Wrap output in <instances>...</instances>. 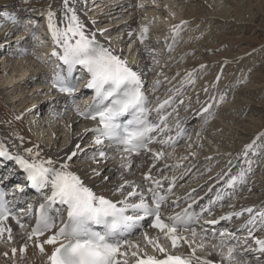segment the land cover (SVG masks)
Here are the masks:
<instances>
[{"label": "bare ground", "instance_id": "obj_1", "mask_svg": "<svg viewBox=\"0 0 264 264\" xmlns=\"http://www.w3.org/2000/svg\"><path fill=\"white\" fill-rule=\"evenodd\" d=\"M84 1L70 0L69 7L75 8L76 14L84 22L88 31L97 33L96 38L100 43L117 50V52L122 50L123 55L130 61V65L134 69L145 71V83L148 82L145 88L148 90L153 103H156V97L164 99L171 95L175 89H180L182 92V95L177 96L176 102L167 109L168 112H171L169 127L175 126L179 121L182 127L189 130L188 137L190 138L182 139L175 148L174 155L167 160L168 164L180 162L182 167L175 170H164L165 175L174 174L177 176V184L171 197L172 200L177 197L181 198L179 209L191 202L192 199L187 201L183 199L188 193L192 194L193 199H199L198 204L205 206L207 202L209 204L210 200H215L219 192L224 198L212 205V213L216 218L229 211H240L242 208L253 207V214L264 210V160L258 161L259 159L256 158L258 151L264 148V138L260 135L261 132L256 130L257 128L254 129L257 120L253 121L255 126L252 127L250 124L255 117L253 113V118H251L253 110L252 107L247 106L249 103L241 105L243 107L242 111L235 109V113L240 114L239 119H233L232 115L234 113L231 112L233 108L231 105H239L236 96L240 91L237 94L234 92L235 83H239V80H244L247 76L240 68L242 65L248 64L247 60L250 53H244L237 56V58H233V53L229 56L225 52H220L218 55L222 58L221 60L217 59L215 55L204 57L206 49L217 50L219 48L214 43L216 38L222 39L227 33L228 35L234 34V29L224 34L223 28L226 25L232 24L233 27L234 25L236 27L239 22L249 21L254 23L259 15L264 17V0H169L170 3L177 6L178 1H181L185 8H183V11H179L180 14H176L177 20L171 19L173 23L163 25L162 29L155 31L153 34L158 35V32L162 31V34L168 36L164 40L166 41L164 44L167 45L165 51L158 48V43L161 42V38L158 40L160 36L151 38L149 30L145 42L141 44L138 32V28H141L142 25L149 27L152 24L155 26L157 17L162 16L164 13L170 14L166 10L163 13L158 12L157 8H160L159 5L162 0H156L155 4H153V0H91V6L89 7L87 2L85 8L90 11L89 13L82 11ZM139 3H143L145 7H137ZM49 6L56 11L57 21L63 20V0H27V2L26 0H0V27L5 25L0 30V54L3 55L0 59V80H3L0 83V140H5L11 151H19L22 154L25 148L38 145L42 157H52L53 159L63 158L79 144L81 149H85V151L79 153L71 162L72 169L81 175L89 185H97V191L110 195L112 185L121 183V173L125 172L119 166V153L115 151L114 147H106L109 142H105L103 148L108 152L110 158L100 164L91 161L89 157L98 149V145L92 143L93 134L88 133L85 135L84 130L92 128L94 125L78 116L74 111V106L68 108H63L65 106L56 107L64 98L58 99L48 95L46 90L42 89L46 86L44 81L30 86L32 82L39 78L37 62L40 61L39 59H47L49 51L54 46L52 45L51 35H49L43 38L39 51H34L32 40L24 37L27 34L23 32L30 31L33 21L38 22L41 29H47L45 17ZM150 8H153L152 12L150 11L152 16L143 17L141 20L142 16L150 14V12L147 13ZM166 8L168 9V7ZM247 9L249 10L247 11ZM153 11L157 13L156 16H153ZM5 13L15 15L20 23L13 24L5 17ZM119 13L124 14V16L117 18L113 23L112 18H116ZM245 13L249 14L248 20L242 19ZM93 20L95 24L92 23ZM141 21L143 22L141 23ZM181 21L187 23L181 27L179 36L174 38L173 28ZM157 22H160V20H157ZM63 23L66 24L67 21L64 20ZM25 24H27V30L24 28ZM100 29L106 31L101 35L98 31ZM14 30H17L16 34L11 37L10 42H6L4 38ZM209 31L210 33H208ZM130 32L132 33L131 36L129 35ZM184 34L186 35L184 36ZM22 37L23 39H21ZM231 37H229L230 44L233 42L237 44V40L240 38L232 39ZM18 40L19 43H17ZM16 44L21 46L20 49L15 48ZM170 44L173 45L171 52L168 51ZM127 45L132 47L129 52L127 49L128 53L126 52ZM24 49H27V51L25 52ZM146 49H155V60L158 63H153V56ZM234 62L236 63L234 64ZM211 63L213 64L210 68L214 72L212 71L206 76L207 71L210 69L208 64ZM201 64L206 65V67L197 71L193 77L194 82L189 83L186 79L187 73L193 69H199ZM149 67H151V71H148ZM229 68H231V72L228 73H231L229 80L224 78L221 82V79L217 81V76L221 78L224 70L226 69V73ZM160 73L163 74L158 75ZM202 78L203 80H201ZM156 79H160L162 83L157 91L151 92L153 82ZM202 83H205V85L203 86ZM230 95L231 98H227ZM7 96H14V99L9 103ZM79 98H85V101H87L88 95ZM231 99H233V102H231ZM180 100H183V104L179 103ZM208 104L212 105L209 113H202L200 110ZM246 107H248L250 113L244 118L242 114ZM173 109H176V111H173ZM16 116L22 118L17 120L15 119ZM206 119L207 123H205ZM248 120H250V123H248ZM9 121L10 123H8ZM244 128H247L249 131L247 134L252 136L245 145H242L241 153L236 158L229 160L231 153L236 148L230 143L236 141L234 133L236 130L240 132ZM197 132L200 133L199 140L197 139ZM14 133H18L19 136L23 137V143L16 138ZM240 133L238 134L240 135ZM239 138L243 140L241 136ZM88 139L90 140L89 143L87 142ZM254 140L256 141L254 148L248 151L253 152V155H244L245 146ZM13 143L18 147L11 148ZM151 147L159 149L160 145L156 144ZM167 150L171 151V149ZM225 151L227 152L224 154ZM190 152H195L196 155L194 157L190 156ZM184 156H188V159L183 160L182 157ZM207 157H211V159H206ZM141 163L144 166L137 168L136 165ZM150 163V156L142 154L139 157H133L132 171L125 172L124 178L141 183L142 173L148 170ZM164 163L165 161L157 162V168L163 169ZM223 166L225 167L223 168ZM237 166L241 167L240 171L233 170ZM96 168L101 169L103 175L110 177V182L107 185H101L99 179L91 178L92 169ZM189 168L191 170L186 175H182ZM250 169H253L255 173L250 175ZM241 171L245 174L246 182L227 187V180L230 176L237 175ZM0 174H3L9 180L25 183L23 171L14 161L0 158ZM154 174H156L155 170ZM26 185L33 197H40L35 190L28 186L27 181ZM193 189H195V192L192 191ZM115 198L119 199L120 197L117 195ZM173 205L170 202L169 208L164 212L165 216L176 212L172 210ZM210 218L212 217L204 216V219ZM248 219L249 214L244 213L239 218L234 217L232 221H222V224L227 225L222 229L236 232L237 235L242 237L246 236L247 232L242 230V226ZM6 223L10 224L13 229L14 240L11 242L0 241V264H47V255L51 253L52 246L45 245V252L41 253L32 241L27 240V232L30 231L31 223L24 221L29 226L27 230H21L14 220L10 219ZM146 223L147 220L143 221V227L136 230L126 240L139 243L144 248L143 233L147 231L149 236L159 235L161 237L160 243L167 247L170 253L189 254L190 249L187 244H181L178 249H173L170 241L164 239L157 230L145 225ZM202 224L196 227L198 231ZM205 227L208 226L205 225ZM256 234L264 235V232L258 231ZM196 239L199 240L200 237L197 236ZM24 243L28 244L27 250L23 253L17 251L16 255L13 256L10 249L13 247L19 249ZM146 250L149 255L162 256L151 246H148ZM5 252H8L7 257L3 255ZM197 255L207 256L209 259L219 261V257L214 250L211 251V254L207 249L198 250ZM131 262L132 258L129 257V264ZM193 264H195V261H193ZM252 264H257V262L253 259Z\"/></svg>", "mask_w": 264, "mask_h": 264}, {"label": "snow or ice", "instance_id": "obj_2", "mask_svg": "<svg viewBox=\"0 0 264 264\" xmlns=\"http://www.w3.org/2000/svg\"><path fill=\"white\" fill-rule=\"evenodd\" d=\"M69 2L70 0H63L64 13L60 22L57 21V13L51 6L46 11L47 28L54 44L50 55L60 62L53 73L52 86L60 93L72 97L76 92L77 83L83 79V76L74 75L76 70H81L88 77L85 87L92 90V101L83 108L76 105L75 111L78 116L97 122L94 127L84 130L85 135L93 134L94 145L101 146L89 159L97 164L107 161L110 157L103 145L108 141L109 147H114L119 153V166L125 172L132 171L133 157L144 154L150 156L151 163L148 170L142 173L141 183L125 179V172H122V182L113 184L110 195H105L96 190L97 185H89L72 169L71 162L79 153L85 151L79 144L63 158L53 159L42 157L38 145L25 148L22 154L19 151H11L5 140H0V158L14 161L26 173L28 186L45 199L39 206L35 224L27 232V240L32 241L41 253L45 252V245L52 246L51 253L47 255V264H129V257L132 258V264H193V261L195 264H252L253 259L257 264H264V235L256 234L258 231L264 232V210L253 214V207H248L240 211H229L216 218L212 213V205L224 198L219 192L215 200H210L209 205L201 207L199 212L192 210L196 200L188 193L183 199H192V203L179 212L164 215L177 184V176L165 175L164 170L182 167L180 162L168 164L167 160L174 155L178 141L188 137L187 129L182 127L179 121L176 123V135H168L172 129L168 125L171 113L167 109L176 102L177 96L182 95V92L175 89L164 99L156 97L155 108H150L152 101L145 88V71L134 69L122 50L117 52L100 43L96 38L97 33L86 29L75 8L69 7ZM155 3L156 0H153V4ZM137 7L143 8L145 5L139 3ZM5 17L13 24L20 23L13 14L5 13ZM64 20L67 21L66 24L63 23ZM32 23L35 26L36 21ZM92 23L95 24V21ZM186 23L181 21L174 26V38L179 36L181 27ZM24 28L27 30V24ZM98 31L102 35L106 30ZM148 32V26L142 25L139 32L141 44L145 42ZM172 48L173 45L170 44L168 51L171 52ZM146 51L153 56V63H158L155 60V49ZM205 67L206 65L201 64L199 69L188 72V82H194V74ZM151 70L149 67L148 71ZM216 79L219 81L220 77L217 76ZM161 83L160 79H156L151 92L157 91ZM179 103L183 104V100ZM211 107L212 105L208 104L200 111L209 113ZM153 111L158 118L157 123L150 119ZM21 118L15 117L17 120ZM14 135L23 143L22 136L18 133ZM196 135L199 140L200 133L197 132ZM260 135L264 136V133ZM255 143L254 140L245 146L244 155L254 148ZM153 144H159L160 148L151 147ZM17 147L14 143L11 145V148ZM189 155L194 157L196 153L190 152ZM182 159L187 160L188 156ZM159 161H165L163 169L157 168ZM143 166V163L136 165L137 168ZM190 170L186 169L182 175H186ZM91 178L99 179L101 185L110 182V177L103 175L99 168L92 169ZM244 182L245 174L241 171L230 176L226 186L232 187ZM16 190L23 193L26 188L17 185ZM192 191L195 192V189ZM46 192L50 194L46 195ZM117 195L119 199L115 198ZM180 199L177 197L171 203L179 206ZM50 210H65L67 219L61 217V222L57 225L55 218L49 215ZM20 211L23 213L22 209ZM244 213L249 214V219L242 226V230L247 232L246 236L242 237L227 230L216 231L214 226L221 221H232L234 217L239 218ZM24 215L31 216V206L29 212ZM24 215H18L9 207L6 193L0 190V241L14 240L13 229L6 223L10 219L14 220L21 230L28 229L29 226L24 223ZM205 215L212 218L204 219ZM146 219H150L149 227L158 230L164 239L170 241L173 249L187 244L189 254L170 253L168 248L160 243L159 235L152 237L147 231L143 233L144 248L139 243L121 238L122 234H130L142 227V222ZM201 220L203 224L198 231L193 225L200 224ZM197 236L200 237L199 240L196 239ZM148 246L162 256L149 255L146 250ZM27 248L28 244L24 243L19 249L13 247L10 251L15 256L17 251L23 253ZM206 249L209 254L214 250L219 261L197 255L198 250ZM3 255L7 257L8 252Z\"/></svg>", "mask_w": 264, "mask_h": 264}, {"label": "rangeland", "instance_id": "obj_3", "mask_svg": "<svg viewBox=\"0 0 264 264\" xmlns=\"http://www.w3.org/2000/svg\"><path fill=\"white\" fill-rule=\"evenodd\" d=\"M182 2L181 1H178V6L177 5H174V4H172V3H170V1L168 0V1H166V0H162L161 2H160V5H159V7L160 8H157L158 9V12H164L165 10H166V12H168V13H170V14H166V13H164L162 16H159V17H157L156 18V22H155V26H153L152 24H150L151 26H149L148 28H149V30H151L150 31V36H151V38H155L154 36H156V37H158V35H159V32H158V35H153L154 34V32L155 31H159L160 29L159 28H161L162 27V25H165V24H170L169 23V20H177V16H176V14H180L179 13V11H183V8H185V6L183 5V4H181ZM177 6V7H176ZM150 7H154V6H150ZM166 7H168V9L166 8ZM149 8V7H148ZM147 8V9H148ZM164 8V9H163ZM178 8V9H177ZM153 8H150L149 9V11L147 12V13H149L151 10H152ZM249 9H247V11H248ZM170 11V12H169ZM152 12V11H151ZM151 12H150V14L148 15V14H146V12H145V14H146V16H142L141 17V20L143 19V17H151L152 16V14H151ZM89 13V12H88ZM139 13L141 14V12L139 11ZM153 13H154V11H153ZM172 13H173V16H171L172 15ZM183 13V12H182ZM88 15V14H87ZM157 15V13H154L153 14V16H156ZM175 15V16H174ZM249 14L248 13H245L244 14V16H242V19H244V20H248V18L247 17H249L248 16ZM124 16V14H120L119 13V15L118 16H116V18H112V20H113V23L115 22V20L117 19V18H122ZM233 16V15H232ZM246 16V17H245ZM168 17L170 18V19H168ZM260 17V18H259ZM168 19V20H167ZM157 20H160V22H157ZM171 20V23H173V21ZM162 21V22H161ZM143 21H141V23H142ZM158 24H159V26H158ZM149 25V24H148ZM1 27H4V25H2ZM1 27H0V30H2L1 29ZM163 28V27H162ZM161 28V29H162ZM17 29V28H16ZM234 29V34L233 35H228V33L227 32H229V30H233ZM223 30H224V34L225 33H227L226 35H225V37H223L222 39L220 38V39H215V41H214V43L215 44H217V46L219 47L217 50H215V49H212V48H210V49H206L205 51H206V54L204 55V57L206 56V57H211V56H217V59H219V60H221L222 58H220L219 57V55L218 54H220V52H225V53H227L226 55H231V53H233L232 54V57L233 58H237V56H240V55H242V54H244V53H250L249 54V58H248V64H244V65H242V67L240 68V70L241 71H243L247 76L245 77V79L244 80H239V83H235V93L237 94L239 91L241 92H239V94L236 96V99L237 100H239L238 102V104L239 105H235V106H232L231 105V107H233L232 108V118L234 119H236V118H238L239 119V117H240V114H236L235 112H236V110L237 109H240L241 111H242V108L243 107H241V105L243 104V103H249V105H247L248 107L250 106V107H252V116H251V118H253V113H254V119L252 120V122L250 123V120H248V123H250L251 124V126L253 127V126H255V123H253V121L254 120H257V123H256V126H255V128L254 129H256V130H259V132H261V133H264V17L263 16H258V18L255 20V22L254 23H252V22H249V21H247V22H239V23H237L236 24V27H235V25H234V27H233V25L231 24V25H226L224 28H223ZM5 31V30H4ZM3 31V32H4ZM138 31H140L139 29H138ZM16 32H17V30H14L13 32H11L8 36H6L5 38H4V40H6V42H10V40H11V37H13L15 34H16ZM162 32V31H161ZM163 33V32H162ZM161 33V35L163 36H161V37H158V40L160 39V38H165V40H166V38H167V35L166 34H162ZM208 33H210V31L208 32ZM221 34H223V33H221ZM223 34V35H224ZM165 35V36H164ZM186 34H184V36H185ZM232 36V37H231ZM229 37H231L232 39H238V38H240V39H238L237 41H238V43L236 44V42L234 43H232V44H230V42H229ZM157 40V41H158ZM164 40V39H163ZM240 40V41H239ZM160 42V41H159ZM166 41H162L161 43H158V48H160V50H163V51H165L166 50V46H163V45H166V44H164ZM240 42V43H239ZM220 43V44H219ZM221 43H222V45H221ZM227 44V45H226ZM221 45V46H220ZM17 46V44L15 45V47ZM115 47V46H114ZM127 47H128V45H127ZM127 47H126V49H127ZM205 47H207V46H205ZM125 48V47H124ZM231 49V50H230ZM207 51H209V52H207ZM231 51V52H230ZM3 52V51H2ZM205 53V52H204ZM126 54V53H125ZM2 54H0V59L2 58ZM238 60V59H237ZM1 62V61H0ZM220 62V61H219ZM236 62H234V64H235ZM213 63H211V64H208V66H209V68L211 67V65H212ZM218 65V64H217ZM247 65V66H246ZM212 68H210L208 71H207V74H206V76L208 75V74H210L212 71L214 72V70L212 69ZM226 70V69H225ZM225 70H224V72L222 73V77L220 78L221 80H220V82L221 81H223L224 80V78L226 79H228V78H230L229 77V75L231 74H228L229 73V71L231 72V68H229L227 71H226V73H225ZM43 79V78H42ZM42 79L41 78H38L36 81H34V82H32L31 84H30V86H34L35 84H38V83H40L41 81H42ZM201 80H203V78L201 79ZM229 80V79H228ZM3 80H0V83L2 82ZM246 81V82H245ZM203 84V86L205 85V83H202ZM218 86V85H217ZM198 90H199V88H197ZM242 90H244V91H242ZM243 92V93H242ZM241 94V95H240ZM242 94H244V95H242ZM15 96V95H14ZM14 96H7V99H8V102L10 103L14 98ZM240 97V98H239ZM227 98H231V95H230V97H227ZM232 101L231 102H233V99H231ZM32 101V100H31ZM153 102V101H152ZM235 107H237V108H235ZM248 107H246V109L244 110V113L242 114L243 115V117L245 118L246 117V115L248 114V113H250V111H248L249 109H247ZM236 109V110H235ZM246 111V112H245ZM230 113V112H229ZM30 117H32V116H30ZM257 118V119H256ZM253 129V130H254ZM241 132V133H240ZM239 132V130H236L235 131V133H234V137L236 138H234L236 141H235V143L237 144H235V143H233V142H230V143H232L236 148H234V151L231 153V157L229 158V160H231L232 158H236L237 157V155H239L241 152V150H242V145H245L248 141H249V139L251 138V134H247V133H249V131H248V129L247 128H244L242 131H240ZM238 133H240V135L238 134ZM260 133V134H261ZM242 137V139L243 140H241L239 137ZM263 138H264V136H263ZM237 140H239V141H237ZM241 141V142H240ZM246 141V142H245ZM251 141V140H250ZM87 142L89 143L90 142V140L88 139L87 140ZM99 147H101V146H98V148ZM264 150V148H262V150L261 151H258L257 153L259 154H257V156H256V158L257 159H259L258 161H261V160H264V153H262V152H264L263 151ZM227 151H225L224 152V154L226 153ZM248 156H252L253 155V152H248V154H247ZM225 166H223V168H224ZM240 169H241V167H239V166H237L235 169H233V170H236V171H240ZM254 170H255V168H254ZM251 171V172H250ZM250 171H249V174L251 175V174H254L255 172L253 171V169H250ZM243 187V186H242ZM37 203H38V200L36 201ZM226 226H224L223 228H225Z\"/></svg>", "mask_w": 264, "mask_h": 264}]
</instances>
